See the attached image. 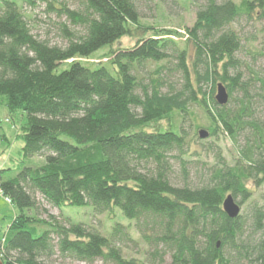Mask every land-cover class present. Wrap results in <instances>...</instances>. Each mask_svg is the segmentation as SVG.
Listing matches in <instances>:
<instances>
[{"label":"trees","instance_id":"16d2710c","mask_svg":"<svg viewBox=\"0 0 264 264\" xmlns=\"http://www.w3.org/2000/svg\"><path fill=\"white\" fill-rule=\"evenodd\" d=\"M23 4H45L63 17L58 31L66 43L38 38L15 2L0 3V104L26 114L22 155L46 152L40 166L0 169V193L17 208L3 236L2 263L53 264L44 259L58 253L86 264H164L166 255L168 264H264V202L252 208V243L239 240L242 216L222 210L226 195L240 205L251 197L250 181L264 182V116L256 115L260 105L264 111V74L247 67L251 77L242 80L235 56L242 39L229 27L242 19L264 22V0H202L183 34L142 23L135 0H81L76 9L57 0ZM124 37L134 44L114 47ZM147 63L145 77L139 68ZM218 83L228 94L224 105L214 99ZM193 106L211 137L237 143L248 131L232 164L213 154L197 185L173 182L170 163L177 159L185 174L190 158L201 156L183 132ZM36 195L59 210L91 206L105 213L107 234L37 217ZM131 229L141 259L123 253L137 243Z\"/></svg>","mask_w":264,"mask_h":264},{"label":"rangeland","instance_id":"374dc122","mask_svg":"<svg viewBox=\"0 0 264 264\" xmlns=\"http://www.w3.org/2000/svg\"><path fill=\"white\" fill-rule=\"evenodd\" d=\"M3 0H0V3ZM16 3L18 8L25 14L28 25L31 32L41 39H46L50 44L64 45L65 39L60 35L58 31V24L64 21V18H59L55 11L46 10L45 4H40L34 9H30L23 4V0H11ZM68 6L69 8H79L81 0H57ZM202 0H135L136 7L140 14V21L146 24L161 25L168 28H176L181 34L184 33L182 26H191L195 16V10L201 4ZM239 1V0H235ZM57 5L56 3H54ZM23 6V7H22ZM58 6V5H57ZM234 29L242 39V47L236 53L237 59L240 61V67L238 68L243 76V81L251 77L250 69L264 74V53L258 54L257 50L264 47V22L255 23L250 20L242 19L237 23L229 26ZM179 42L184 40V37L176 38ZM134 44V40L128 37L122 38L119 43L114 47L126 48ZM106 49H100L91 56V60L97 58ZM83 59L82 61H87ZM90 61V60H89ZM249 67L250 69H248ZM66 68L65 64H62L60 69ZM152 68L149 63L140 66L139 73L143 76H147L148 70ZM173 81H177L178 77L175 75L172 77ZM251 97V91H250ZM243 96L242 93L236 89L233 92V97L239 99ZM4 97H0V99ZM236 102L230 101L227 106L234 107ZM261 106V105H260ZM258 107L256 115L258 119L264 116V111L261 107ZM193 117L188 119L183 124V132L186 142L189 143L191 150L200 151L199 157L193 156L190 161L186 163L187 170L185 174L181 169V165L177 159L171 158L170 163L172 165V181L175 183L182 182L184 178L188 181V184L197 185L203 179L205 172L204 164H213V154H220L223 161L227 164H232L233 158L236 154V148L243 145L245 135H248V131L241 133L237 138V143L233 142L229 136L219 134L217 136H209L203 138H197L196 133L198 125L205 130L207 120L204 117L200 108L193 106L191 108ZM26 123V114L23 111L16 110L9 112L8 109L0 104V169L2 168H14L18 165L37 167L45 163L46 152L32 157H24L21 153L23 146V140L20 137L21 127ZM178 155V153H172ZM199 158V159H198ZM176 160V162H175ZM248 189L251 191V197L247 201L240 203V215L244 221L242 229V235L239 240L244 243H248L251 239V243L256 240L258 234L252 231V208L260 207L264 202V182L259 186H255L253 182L247 184ZM37 209L35 210L36 216L43 220H52L55 218L60 222L72 223L82 222L87 226L97 228L101 233L107 234L108 228L111 225L105 213L96 214L91 206H85L83 208L65 207L62 210L49 206L39 195H36ZM239 201V199H237ZM17 212L15 204L9 203L7 199L0 193V237L1 241L7 231L8 225L11 223L14 214ZM122 223L127 224L126 220H122ZM251 226V228H250ZM131 236L137 243H128L127 249L123 250L124 255L127 258H142V243L139 241L138 234L131 229ZM0 241V242H1ZM46 263L53 264H86L84 262L65 258L58 253L44 259ZM169 256L166 255L164 264H168ZM92 264H102L100 261H96Z\"/></svg>","mask_w":264,"mask_h":264},{"label":"water","instance_id":"95a60500","mask_svg":"<svg viewBox=\"0 0 264 264\" xmlns=\"http://www.w3.org/2000/svg\"><path fill=\"white\" fill-rule=\"evenodd\" d=\"M214 99L218 105H224L228 101V94L225 87L218 83L216 87V93ZM208 132L204 129L198 130L199 138L206 137ZM222 210L223 212L231 219H235L240 215V205L235 201L231 194L225 196L222 201ZM0 264H3L0 260Z\"/></svg>","mask_w":264,"mask_h":264},{"label":"built area","instance_id":"2783aa9c","mask_svg":"<svg viewBox=\"0 0 264 264\" xmlns=\"http://www.w3.org/2000/svg\"><path fill=\"white\" fill-rule=\"evenodd\" d=\"M8 201V200H7ZM9 202V201H8ZM3 241V240H2ZM2 241L0 242V247H1V245H2Z\"/></svg>","mask_w":264,"mask_h":264}]
</instances>
